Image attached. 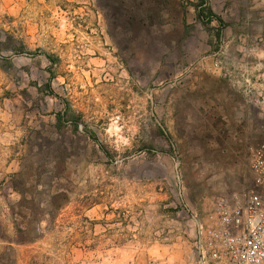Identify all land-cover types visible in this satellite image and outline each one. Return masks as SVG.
<instances>
[{
  "label": "rangeland",
  "instance_id": "rangeland-1",
  "mask_svg": "<svg viewBox=\"0 0 264 264\" xmlns=\"http://www.w3.org/2000/svg\"><path fill=\"white\" fill-rule=\"evenodd\" d=\"M177 1L169 0L162 26L120 20V26L110 27L93 13L82 22L73 15L76 19L60 28L57 41L45 36L32 48L10 38L1 41L0 32V53L12 57L0 55V81L15 85L7 96L0 90V109L7 97L42 117L61 112L66 119H80L83 130L80 141L72 135L57 138L63 147L56 153V174L79 182L77 198L61 214L78 217H61L55 229L50 216L45 237L37 222L56 214L54 208L46 212L34 206L36 217L29 221L15 206L0 202V264H99V236L97 250H72L66 244L68 222H75L78 232L84 228L78 237L84 241L91 227L81 214H137L118 218L116 228H136L147 239H162L172 236L167 231L176 224L164 220L162 225L145 214L191 220V214L211 204L202 198L226 190L224 174L230 185L235 183L238 166L199 168L192 141L176 130L177 115L186 109L184 100L206 97L220 80L248 84V94L258 96L256 105L264 113L259 103L264 94V0ZM198 4L224 23L204 24ZM58 5L64 8L65 3ZM251 162L252 151L242 166L249 182ZM251 187L231 198L244 200ZM192 235L195 240L197 227Z\"/></svg>",
  "mask_w": 264,
  "mask_h": 264
},
{
  "label": "crops",
  "instance_id": "crops-1",
  "mask_svg": "<svg viewBox=\"0 0 264 264\" xmlns=\"http://www.w3.org/2000/svg\"><path fill=\"white\" fill-rule=\"evenodd\" d=\"M61 1L65 3L64 8L58 5ZM175 1L179 4V1ZM168 3L169 0H0L1 41L10 38L30 48L45 36L57 41L62 26H71L76 18L80 22L85 21L83 17L90 13L99 17V20H105L110 27L120 26V20L141 26L157 21L162 26L167 22ZM73 15L79 17L72 19ZM217 16L224 23L222 17ZM0 55L12 59L9 53L2 52ZM26 56L31 60L33 58V55ZM241 81L220 80L211 84L215 89H208L206 97L201 95L198 103L184 100L186 109L181 118L177 115L176 122V130L181 138L192 141L191 147L195 149L199 168L206 164L209 170L219 171L238 166L235 183L230 185L228 182L231 179L224 174L226 190L202 198L205 204H211L200 208V214H191V220L185 221L183 216L172 218L167 214H145L144 218L160 221L162 225L165 224L164 220L176 224L173 230L167 231L168 234L173 232L172 236L169 234L162 239H147V235L136 233V228L131 229L133 232L116 228L118 218H136L137 214H81L79 217L91 229L86 240H78L79 232L84 231V228L78 232L76 223L68 222L65 231L69 248L76 251L97 250L99 236V251L102 252L99 254V264H203L196 254L194 236H190V233H195L197 221L212 223L217 200H232L231 197L253 183V176L249 182L247 173L242 172L243 162L250 151L264 148V113L256 105L258 96L249 95L248 84H242ZM13 85L8 81H0V90L6 92L2 94L3 97L9 94ZM16 88L22 89L20 86ZM6 98L3 99L5 105L0 109V202L15 206L14 211L26 215L29 221L36 217L32 215L36 214L34 206L46 212L48 208H54L56 214L47 213L37 222L39 230L45 235L50 216L54 215L55 229L61 217L64 216L66 221L78 217L75 214H61L71 208L77 198L79 182L72 178L65 181L62 175L56 174V155L62 152L63 147L57 138L72 135L71 139L80 141L82 125L73 135L69 131L72 130L69 122L59 129L56 115L39 116L33 110L21 109ZM50 155L52 166H49ZM161 232L155 231L153 235H162ZM93 240L94 246L91 247Z\"/></svg>",
  "mask_w": 264,
  "mask_h": 264
},
{
  "label": "built area",
  "instance_id": "built-area-1",
  "mask_svg": "<svg viewBox=\"0 0 264 264\" xmlns=\"http://www.w3.org/2000/svg\"><path fill=\"white\" fill-rule=\"evenodd\" d=\"M251 170L244 200L221 198L209 226L197 221L194 246L203 264H264V148L252 150Z\"/></svg>",
  "mask_w": 264,
  "mask_h": 264
},
{
  "label": "trees",
  "instance_id": "trees-1",
  "mask_svg": "<svg viewBox=\"0 0 264 264\" xmlns=\"http://www.w3.org/2000/svg\"><path fill=\"white\" fill-rule=\"evenodd\" d=\"M196 6H197V8H199L198 17H199V19H201V21L204 24H210L213 22V20H217L221 24L223 23L221 21V19L217 15H215L210 8H208V9L202 8V6L200 4H198ZM55 115L57 118L59 129H62V127H64L65 124L69 122L74 131L79 130L80 119H66V117H65L66 113H61V112L57 113Z\"/></svg>",
  "mask_w": 264,
  "mask_h": 264
}]
</instances>
